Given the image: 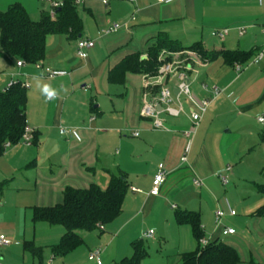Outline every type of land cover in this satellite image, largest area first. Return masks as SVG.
<instances>
[{"label":"crops","instance_id":"0c3cea01","mask_svg":"<svg viewBox=\"0 0 264 264\" xmlns=\"http://www.w3.org/2000/svg\"><path fill=\"white\" fill-rule=\"evenodd\" d=\"M16 3L23 5L33 20L41 19L51 9L48 1L0 0V10ZM77 10L83 22V31L77 38L53 34L47 39L44 65L69 71L68 75L45 83L56 89L59 97L46 101L40 91L43 83L36 85L31 93L27 88L26 115L28 126L34 130L33 144L20 147L17 143L7 147L5 143V150L0 153V187L15 184L22 194L21 206L31 208L33 212L34 206L61 202L64 190L69 186L83 188L92 183L108 186L113 175L123 174L129 188L122 213L109 223H113L110 227L112 238L119 236L118 230L123 226L128 228V235L138 233L133 225L140 226L143 239H148L144 237L145 232L154 229V236L149 238L156 240L159 232V238L166 242L160 252V255L167 254L165 264H183V254L195 251L198 242L190 225L177 223L175 212L193 210L201 214L205 237L220 238L234 246L242 258L239 264H264V217L254 215L264 205L263 198L252 203L239 218V203L228 200L237 215H226L222 222L236 230L233 235H221L215 221V212L219 208L228 211L227 186L222 185L217 174L232 165L228 162L232 157L229 151L233 134L231 122L222 121L221 125L220 122L232 115L244 122L243 128L240 127L243 130L249 129L248 123L254 120L264 127V123L258 121V117L264 115V56L258 63H254L256 56L239 63L243 65L240 73L235 70L236 63L226 65L221 59L202 61L196 65L194 73H189L194 93L211 99L197 129L189 164L180 160L185 146L183 130L190 126L191 105L186 97L182 96L185 113L179 117L163 115L170 131L157 130L150 119L141 115L145 73L127 74L125 84L121 85L124 86L123 93L116 89L119 84L109 80L111 69L125 56L140 52L142 58H147L148 47L160 33L185 45L201 42L209 50H221L210 49L211 32L228 28L227 37L236 30L237 39L220 40L225 45L222 49H256L264 54V0H176L171 3L108 0L107 4L103 0H85L77 5ZM117 22L126 26L99 37L103 27ZM241 29L245 31L243 35H240ZM83 37L96 40L87 58L82 59L77 53L64 56V44L72 40L78 44ZM53 44L56 48L51 50ZM17 61H9L0 55V70H6L11 79L28 80L30 87L32 79L35 83L41 82L43 70L35 63L27 62L19 67ZM166 80L175 93V83ZM203 83L217 84L221 94L214 97L211 91H204ZM195 84L199 87L194 88ZM159 89L160 85H157L154 93ZM90 90L93 91L90 93ZM60 124L79 127L82 141L61 135ZM137 131L139 136L136 137L133 133ZM250 135L253 137L250 152L258 146L263 147L264 132L258 136ZM114 147L118 148L115 153ZM154 161L158 162L156 167H152ZM160 164H165L168 177L159 194L152 195L153 180ZM195 178H201L204 186H195ZM190 187L194 193L190 192ZM134 188L140 191H134ZM226 219L231 221L228 225L224 222ZM109 224H104V231L97 230L103 233ZM146 225L148 228L144 229ZM92 233L86 231V235H81L84 244ZM0 234L5 235L1 229ZM111 237L107 236V241ZM120 240L114 255L115 264L133 255L131 245L121 247ZM55 260L53 255L47 264H54Z\"/></svg>","mask_w":264,"mask_h":264},{"label":"trees","instance_id":"16d2710c","mask_svg":"<svg viewBox=\"0 0 264 264\" xmlns=\"http://www.w3.org/2000/svg\"><path fill=\"white\" fill-rule=\"evenodd\" d=\"M83 31L82 18L73 0H64L56 9V16L44 14L40 20H33L26 8L21 4H13L6 10H0V55L11 61L24 60L27 63L43 61L46 57L47 39L53 34H68L77 38ZM168 51L193 50L198 52L205 61L221 59L233 66L235 63H245L258 55L256 49H221L209 50L201 42L185 45L165 33H160L148 47L147 58L137 52L125 56L109 75L111 83L124 85L126 75H155L160 66L159 56ZM27 88L17 82L7 89L0 90V153H3L7 142L17 144L28 125ZM264 139V137H263ZM129 185L125 175H113L106 188L96 183L88 187L69 186L64 190L61 202L52 206H34L33 222H46L50 225H61L65 233L54 245L55 256H66L83 243L80 231L91 232L99 224L113 222L123 211V204ZM264 196V184L257 185ZM254 215L264 217V205L259 207ZM178 224L190 225L198 247L193 252L183 254V264H239L242 258L237 249L227 242L217 238L202 246L200 240L205 237L201 227V214L193 210H177L175 212ZM144 239L133 243L134 252L131 257L122 259L118 264H142L148 252L143 245ZM27 248L36 256L42 258L43 252L35 247L33 242H27Z\"/></svg>","mask_w":264,"mask_h":264},{"label":"rangeland","instance_id":"374dc122","mask_svg":"<svg viewBox=\"0 0 264 264\" xmlns=\"http://www.w3.org/2000/svg\"><path fill=\"white\" fill-rule=\"evenodd\" d=\"M237 33L236 30H232L227 39L233 38L236 40ZM183 42L188 43L185 41ZM64 45V56L67 54L75 55L77 53V44L74 40L66 42ZM208 45L210 49H222V47L225 46L220 40L212 37L209 39ZM55 48V44L50 46L51 50H54ZM89 53H91V50L88 51V54ZM159 61L161 63L159 68L163 64L168 63L173 64L174 69L187 70V67L191 65V69L187 70L189 74L194 73L198 66L197 64H201L202 61L205 60L202 59L198 52L193 50L168 51L164 49L159 56ZM158 71L156 74H158ZM8 74L9 73L6 72V70H0V90L4 89L11 80V76ZM169 77L170 76H166L165 79H168ZM40 79L41 82L37 83L34 82L35 80H31L32 86L28 88V93L35 91L36 85L41 83L45 84L46 81H48L43 77H40ZM195 87L198 88L199 84H195L194 88ZM116 89L119 93L124 92V86L120 85L116 87ZM92 91L90 90V93ZM222 121L223 123L231 122V131L233 133L230 138L232 146L231 150H229L232 157L230 161H228L229 164H232L233 171L230 175V183L226 187V198L231 203L233 201L239 203V206H237V218H239L245 214V209L247 210L252 203L257 202L261 198L264 199V196L257 190V185L264 184V144L263 147L258 146L256 150L252 149L250 152V146L253 139L250 133L258 136V134L264 132V127L254 120L253 122L248 123L251 125L249 129L243 130L241 128H243L242 125H244V122L240 119L234 118L232 115L224 117V119L221 120L220 125L223 124ZM13 145L14 144H12V146ZM18 145H20V147H22L21 145L24 146L21 142L16 146ZM117 150L118 148L114 147V153ZM157 165L158 162L154 161L152 167H156ZM106 186L107 185H102L101 187L106 188ZM189 189L190 192L194 193L192 187ZM21 197L22 194L15 187V184H3L2 187H0V229L5 233L7 238L13 240L12 245L8 247L0 246V264H47V260L54 255L52 251L53 247L64 235L65 228L61 225H50L46 222L34 223L32 220V209L21 206ZM224 222L228 225L227 222L231 221L226 219ZM112 224H109L107 231L103 233H100L97 229L93 230V233L86 244L83 243L84 245L82 244L74 250L71 255H68V257L56 256V262H54V264H96L89 259V251H93L97 248L103 249L102 259L104 264H115L116 259H114V255L116 254L118 239H121L119 241L121 242V247L126 244L131 245L132 254L134 250L133 243L142 240L140 226L133 225V228L138 230V233L132 232L130 235H128L127 232L128 228L124 229V226L120 227L118 230L119 236L117 235V237L112 238V235L110 234V227ZM147 226L148 225H146L144 229H147ZM80 234L84 236L86 235V231H80ZM107 236L111 237L108 241ZM247 238L250 239V237ZM27 242H33L35 247L43 252V258L34 255L33 251L27 248ZM143 245L148 252V256L143 259L142 264H165L167 261V254L164 252L163 255H160V252H162L161 247L165 248L166 242L159 238V232L156 236V240L150 238L144 239Z\"/></svg>","mask_w":264,"mask_h":264},{"label":"built area","instance_id":"2783aa9c","mask_svg":"<svg viewBox=\"0 0 264 264\" xmlns=\"http://www.w3.org/2000/svg\"><path fill=\"white\" fill-rule=\"evenodd\" d=\"M48 1L51 4L50 9V16L55 18L56 16V9L61 7L64 3V0H42ZM176 0H158L160 3H171ZM262 1V0H260ZM76 5H81L85 2V0H73ZM104 4L108 3V0H103ZM125 23H113L108 26L103 27L99 32V37H103L105 35H109L115 33L125 27ZM230 29L228 28H220V29H213L211 32L212 37H215L221 41H224L227 35L229 34ZM264 32V29H263ZM245 31L243 29L240 30V35H243ZM96 40L90 37H83L78 40L77 44V54L80 58L86 59L88 56V51L91 50L95 46ZM264 54L263 52H259L254 59V63H258L262 60ZM17 66L22 67L26 64L24 60H18ZM35 66L38 69L43 70V73L40 75L41 77L50 80L60 76H65L69 74V71L66 70H58V69H51L46 67L43 61H38L35 63ZM191 69V65L187 67V70ZM178 70L177 68L174 69L173 64L165 63L163 64L158 71V74L150 75L145 74L144 82H145V93L143 96V103L141 108V115L147 119H150L154 129L157 130H168L170 128L167 127L164 121L163 115L171 116V117H179L183 113H185V107L182 101V96L186 97L187 101L190 103V112H189V119H190V126L183 130V136L185 138V146L183 150V154L181 156V162L185 164H189V155L192 150L193 141L199 127L200 121L203 118V115L206 113L207 109L210 106L211 99L208 97H198L191 88V81L188 74V71ZM236 72L240 73L243 70V65L236 63L235 64ZM19 75V74H17ZM16 76V75H15ZM166 76H170L168 82H174L176 85V89H178V93L175 94L173 89L165 79ZM165 81V82H164ZM21 82L22 86L29 88L30 82L28 80H17L13 78L9 81L7 86L4 89L11 87V85ZM157 85H160V89L158 93H154V89ZM202 88L204 91H211L214 97H218L221 94V88L217 84L208 85L206 83L202 84ZM51 101V100H50ZM258 121L260 123H264V115L258 117ZM81 129L76 126H68L64 124L59 125L60 134L64 137L69 139H75L77 141H82L81 136ZM134 136H139V132H134ZM34 140V130L30 126H26L25 131L21 137L20 142L25 145H32ZM12 144L10 142L6 143V146L9 147ZM233 166L227 165L226 168L221 172L218 173L217 176L220 179L223 186H228L230 183V175L232 174ZM168 177V169L166 168L165 164H160L157 170V173L153 180V186L151 189L152 195H158L160 192L161 186L166 182ZM193 183L197 187L204 186V181L201 178L193 179ZM134 191H140L139 189L134 188ZM228 211L225 212L223 209L219 208L215 212V221L216 227L220 229V233L223 236L226 235H233L236 233V230L230 227H226L223 225V218L226 215L235 216L237 215V211L231 206L230 202L226 200ZM174 207H176L174 205ZM97 228L100 231L105 230L104 224H99ZM154 236V229H150L149 231L144 233L145 238L153 237ZM211 239H207L203 237L200 240L202 246L207 245ZM13 240L7 238L5 235L0 234V246L1 247H8L12 245ZM102 251L103 249L97 248L90 252L89 259L91 261L96 262L97 264H102Z\"/></svg>","mask_w":264,"mask_h":264},{"label":"clouds","instance_id":"9594fccd","mask_svg":"<svg viewBox=\"0 0 264 264\" xmlns=\"http://www.w3.org/2000/svg\"><path fill=\"white\" fill-rule=\"evenodd\" d=\"M40 91L46 101L57 99L59 97V92L48 84L40 86Z\"/></svg>","mask_w":264,"mask_h":264},{"label":"water","instance_id":"95a60500","mask_svg":"<svg viewBox=\"0 0 264 264\" xmlns=\"http://www.w3.org/2000/svg\"><path fill=\"white\" fill-rule=\"evenodd\" d=\"M174 91H175L176 94L178 93V89H175Z\"/></svg>","mask_w":264,"mask_h":264}]
</instances>
